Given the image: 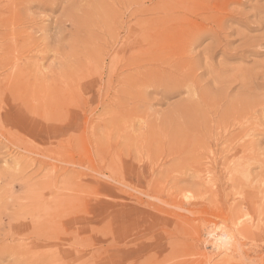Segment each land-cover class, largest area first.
I'll return each instance as SVG.
<instances>
[{"label": "rangeland", "instance_id": "374dc122", "mask_svg": "<svg viewBox=\"0 0 264 264\" xmlns=\"http://www.w3.org/2000/svg\"><path fill=\"white\" fill-rule=\"evenodd\" d=\"M0 264H264V0H0Z\"/></svg>", "mask_w": 264, "mask_h": 264}, {"label": "bare ground", "instance_id": "6f19581e", "mask_svg": "<svg viewBox=\"0 0 264 264\" xmlns=\"http://www.w3.org/2000/svg\"><path fill=\"white\" fill-rule=\"evenodd\" d=\"M156 16V15H155ZM170 34V33H169ZM171 39V38H170ZM155 40V39H154ZM126 42V41H125ZM162 44V43H161ZM243 143V142H242ZM244 145V144H243ZM206 171H205V174H204V177H203V180L205 181V183L207 184V185H209V187H216L217 186V183H218V181H216L215 179H213L212 177H211V171L210 170H208V169H205ZM229 170V169H228ZM228 173V171H224L223 172V175L224 174H227ZM222 174V173H221ZM261 196V195H260ZM262 202V201H261ZM237 203V202H236ZM167 205V204H166ZM243 215V214H242ZM247 215V214H246ZM236 218H237V216H236ZM245 218V217H244ZM220 219V218H219ZM235 220V219H234ZM226 221V220H225ZM242 222H243V217H242V219H241V216L240 217H238V220L237 221H233L232 222V225H231V223H230V225L231 226H233L232 228H231V231L230 232H228L229 230H230V228H228L229 230H227V231H222L221 232V234L220 235H218L217 237H216V239L214 240L213 239V243H212V245H213V247L215 248V251L216 250H220L221 248H223V247H225L228 243H230V240H232L233 239V237H232V239H231V234H233V235H235V233L237 232L238 233V230H239V227H240V225L242 224ZM227 224V223H226ZM229 224V223H228ZM259 224V223H258ZM224 225V224H223ZM227 226V225H226ZM229 226V225H228ZM259 226V225H258ZM231 232H234V233H231ZM210 235V234H209ZM212 236V235H211ZM207 237H209V236H207ZM234 238H235V236H234ZM237 238V237H236ZM236 240V239H235ZM238 240V239H237ZM233 241V240H232ZM234 242V241H233ZM238 242V241H237ZM234 244H235V242H234ZM236 245V244H235ZM239 246V245H238ZM212 247V248H213ZM227 247H228V245H227ZM209 248V247H208ZM211 249V248H210ZM223 249H225V248H223ZM236 249V248H235ZM239 249L237 248V251H238ZM210 251V250H209ZM224 251V250H223ZM240 251V250H239ZM222 252V251H221ZM220 252V253H221ZM241 252V251H240ZM236 253H238V255H239V252H236ZM222 255H223V252H222ZM240 256H241V254H240ZM224 258V257H223ZM244 258V257H243ZM244 260V259H243ZM248 263H249V261H248Z\"/></svg>", "mask_w": 264, "mask_h": 264}]
</instances>
